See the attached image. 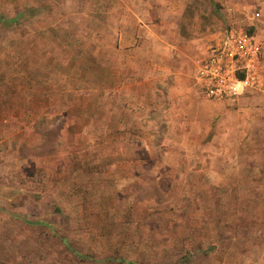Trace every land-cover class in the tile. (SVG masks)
<instances>
[{"label":"rangeland","instance_id":"obj_1","mask_svg":"<svg viewBox=\"0 0 264 264\" xmlns=\"http://www.w3.org/2000/svg\"><path fill=\"white\" fill-rule=\"evenodd\" d=\"M119 1L124 9L118 27L100 8L80 19L60 9L45 18L38 14L32 26L0 19V49L23 54L31 48L40 63L52 65L55 78L67 64L69 24L84 23L90 39L122 32L127 72L155 81L144 107L151 152L143 159L175 165L167 171L170 179L153 178L151 168L147 179H131L126 167L105 166L134 157L135 147L125 148L126 133H113L112 150L93 153L88 145L71 153L70 139L59 130L33 139L31 151L0 147V264H264V0ZM12 12L0 9L4 17ZM140 16L144 29L135 26ZM230 31L260 43L257 82L226 105V114L212 116L215 101L205 96L196 74ZM134 33L143 35L138 47ZM45 37L53 40L51 51ZM14 56L4 61L19 64ZM141 84L133 94H146ZM174 86L183 90L177 96L195 98L190 116L204 136L185 140L179 134L190 127L170 105ZM160 147L170 151L164 156ZM93 162L102 169L92 168ZM181 163H196L198 171Z\"/></svg>","mask_w":264,"mask_h":264},{"label":"crops","instance_id":"obj_2","mask_svg":"<svg viewBox=\"0 0 264 264\" xmlns=\"http://www.w3.org/2000/svg\"><path fill=\"white\" fill-rule=\"evenodd\" d=\"M121 4L119 0L109 2L105 0H0V9L13 11L9 17L0 14V19L7 20L9 25H21L25 23L23 20H26L30 22L29 26H32L34 19L38 21V14H43L42 18H45L44 16H47L50 11L60 9L65 12V16H76L80 19L86 18L92 11L100 8L113 17V25L118 27L119 22L116 20L121 16V10L124 9ZM135 9L138 10L137 7ZM59 23H55L57 24L55 26H62ZM84 25L80 22L73 27L71 24L68 25L71 33L65 39L66 43L68 42V50L66 51L64 47L65 53L63 54L67 64L65 69L62 68L54 74L55 78L52 77V65L40 63L39 59L34 57L31 48L23 54L18 51L0 49V147L12 144L17 147L23 146V148L35 147L37 144H32L33 139L36 141L38 137L46 138L50 131L59 130L60 135L63 133L61 138L70 139L69 144L74 147L71 153L79 154V147L86 145L91 147L90 152L93 153L100 147L103 150H112L114 145L110 141L113 133H126L129 138L126 140L125 148L134 146V157L129 158L131 161L121 160L122 164L115 161L105 166L126 167L130 171L131 179H147L149 176L147 171L150 168L155 171L153 178H169L170 173L167 171L175 165L143 159V154L149 155L151 152L150 144L145 138L151 132L144 129L142 123L145 116L144 107L149 104L147 94L155 81L147 78L144 82L127 72L126 64L130 54L126 55V48L123 47L126 45L122 44L124 40L122 32L112 33L110 39L101 35L97 39L94 37L90 39L86 35L87 29ZM98 25L95 24V26ZM146 25V19L140 16L135 26L144 29ZM46 26L49 25L45 23ZM139 36L143 37L139 33H134L132 36L137 47L141 41ZM45 43L51 51L53 40L48 43L45 37ZM141 47L148 48L144 47V44H141ZM13 54L19 64L4 61ZM146 66H148L146 70H149V65L146 64ZM143 83L146 85L142 86ZM139 84H141V89L146 91L145 95L133 94V89L137 91L136 87ZM174 88L175 96L172 102L170 100V105L179 108L177 120L187 118L190 127V129H183L179 134L185 140L195 137L194 134L197 135L196 137L204 136L203 131L195 130L199 121L190 116L196 109L195 98L190 95L186 97L184 94L177 96L178 88L175 86ZM158 90L164 89L158 87ZM178 93H183V90H178ZM158 100L159 104H165V101H162L164 97H158ZM213 101L215 102L212 116L227 113L226 105L229 102ZM184 107L186 109H183ZM163 111L166 112V109ZM182 112L187 114L186 117ZM162 138L166 137L162 136ZM58 140L62 142L59 137ZM123 146L124 144L121 145L122 149ZM160 148L164 156L170 151L168 148ZM174 148L177 150V147ZM31 149L34 148H29V151ZM177 152L187 154L180 148ZM140 154L142 156H139ZM81 165L84 164L81 163ZM96 165L97 163H91L92 168L95 166L98 170L102 169V164V166ZM61 166L63 167V163ZM213 166V162L206 164V167ZM181 167L191 170L195 168V171H198L196 163L191 166L181 163ZM67 169L69 170L68 166ZM138 194L135 193V195ZM221 216L223 217V212ZM223 222L224 220L220 224ZM221 227L223 226H220V231L223 232Z\"/></svg>","mask_w":264,"mask_h":264},{"label":"built area","instance_id":"obj_3","mask_svg":"<svg viewBox=\"0 0 264 264\" xmlns=\"http://www.w3.org/2000/svg\"><path fill=\"white\" fill-rule=\"evenodd\" d=\"M210 52L196 74L206 97L232 103L257 82L261 45L253 35L230 31Z\"/></svg>","mask_w":264,"mask_h":264}]
</instances>
